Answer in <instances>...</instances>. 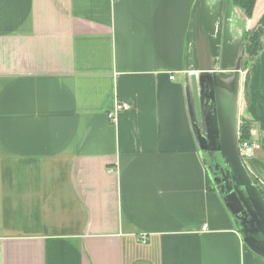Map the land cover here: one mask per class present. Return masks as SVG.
<instances>
[{"label": "crops", "instance_id": "obj_1", "mask_svg": "<svg viewBox=\"0 0 264 264\" xmlns=\"http://www.w3.org/2000/svg\"><path fill=\"white\" fill-rule=\"evenodd\" d=\"M263 12L264 0L249 18L233 0H0V264H264L207 176L184 84L199 33L231 67ZM262 47L241 67L236 120L264 186Z\"/></svg>", "mask_w": 264, "mask_h": 264}, {"label": "water", "instance_id": "obj_2", "mask_svg": "<svg viewBox=\"0 0 264 264\" xmlns=\"http://www.w3.org/2000/svg\"><path fill=\"white\" fill-rule=\"evenodd\" d=\"M197 40V68L185 72L189 121L201 162L218 192L243 244L264 260V199L239 156L237 98L243 48L234 64L225 66L223 56L212 57L206 39ZM195 78L197 105L190 76Z\"/></svg>", "mask_w": 264, "mask_h": 264}, {"label": "trees", "instance_id": "obj_3", "mask_svg": "<svg viewBox=\"0 0 264 264\" xmlns=\"http://www.w3.org/2000/svg\"><path fill=\"white\" fill-rule=\"evenodd\" d=\"M234 5L241 8L244 15L249 18L254 8L255 0H233ZM258 22L255 27L247 31L244 36L243 43V56L242 67L245 68L250 60L254 59L256 55L262 50L264 43V12L258 18ZM240 139L247 140L251 138L250 126L244 124L239 129ZM251 176V175H250ZM253 183L257 187V190L261 193L264 199V186L258 183V181L251 176Z\"/></svg>", "mask_w": 264, "mask_h": 264}, {"label": "built area", "instance_id": "obj_4", "mask_svg": "<svg viewBox=\"0 0 264 264\" xmlns=\"http://www.w3.org/2000/svg\"><path fill=\"white\" fill-rule=\"evenodd\" d=\"M172 79V76L169 78ZM114 110L110 113H108L107 117L111 122H114L116 116L118 113L122 112L125 107L121 103H116ZM238 148H239V156L242 161H245L246 159H249L253 156L255 148V143L250 139L241 140L240 135L238 138Z\"/></svg>", "mask_w": 264, "mask_h": 264}]
</instances>
